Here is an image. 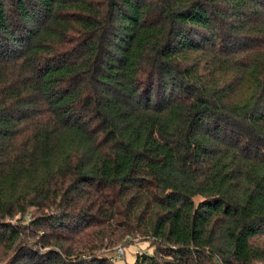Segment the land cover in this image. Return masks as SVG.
Here are the masks:
<instances>
[{"label":"trees","instance_id":"16d2710c","mask_svg":"<svg viewBox=\"0 0 264 264\" xmlns=\"http://www.w3.org/2000/svg\"><path fill=\"white\" fill-rule=\"evenodd\" d=\"M27 229L24 263L264 264V0H0V243Z\"/></svg>","mask_w":264,"mask_h":264},{"label":"rangeland","instance_id":"374dc122","mask_svg":"<svg viewBox=\"0 0 264 264\" xmlns=\"http://www.w3.org/2000/svg\"><path fill=\"white\" fill-rule=\"evenodd\" d=\"M32 215L33 213L30 214V218L32 217ZM26 231H27V235L32 237L33 240L26 239L25 241L20 242L22 244L21 248H19V246H16L14 247V249L9 250L0 243V264H31L30 262L24 263V261L20 259L21 254L24 252V250H28L29 248H31L35 250V252L47 251V249H45L42 246L43 243L40 242L39 238L33 237L34 232L30 231L29 229H27ZM260 241L261 243L264 244V237ZM119 247H123L125 249L126 254L124 260L117 259L118 256L117 251ZM152 251H153V247L150 246L149 242L133 241L131 243H121L113 249H102L98 251L97 254L108 253L109 256L112 257L113 262H116L115 264H134L138 252L151 253Z\"/></svg>","mask_w":264,"mask_h":264},{"label":"built area","instance_id":"2783aa9c","mask_svg":"<svg viewBox=\"0 0 264 264\" xmlns=\"http://www.w3.org/2000/svg\"><path fill=\"white\" fill-rule=\"evenodd\" d=\"M117 254H118V256H117L118 260H124L125 259L126 252H125V249L123 247L118 248Z\"/></svg>","mask_w":264,"mask_h":264}]
</instances>
